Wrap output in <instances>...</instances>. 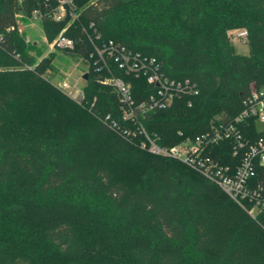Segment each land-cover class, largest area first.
<instances>
[{
    "label": "trees",
    "instance_id": "trees-1",
    "mask_svg": "<svg viewBox=\"0 0 264 264\" xmlns=\"http://www.w3.org/2000/svg\"><path fill=\"white\" fill-rule=\"evenodd\" d=\"M44 1L0 0V264H264V214L253 218L196 169L111 129L103 118L118 116L117 95L93 70L81 103L43 76L57 73L61 50L44 55L9 28ZM74 1L80 13L65 34L76 45L62 50L72 60L92 50L95 28L97 44L120 42L197 82L191 105L175 99L143 119L160 144L235 116L251 86H264V0ZM40 23L50 40L68 24ZM233 28L248 30V54L229 40ZM116 72L137 100L154 88ZM246 131L259 134L256 123Z\"/></svg>",
    "mask_w": 264,
    "mask_h": 264
},
{
    "label": "built area",
    "instance_id": "built-area-1",
    "mask_svg": "<svg viewBox=\"0 0 264 264\" xmlns=\"http://www.w3.org/2000/svg\"><path fill=\"white\" fill-rule=\"evenodd\" d=\"M78 10L74 0H45L42 6L31 11L29 16L16 14L17 24L9 29H17L23 33L20 20L41 21L47 17L55 21H67L58 35L47 41L49 52L53 50L71 51L75 49V39L66 35L69 22L78 18ZM94 23L90 24L92 28ZM228 35L241 41L248 38L246 28H233ZM97 30L87 33L92 50L88 55H81L78 64L82 73L93 70L99 83L110 86L117 95L119 102L118 116L108 113L103 121L120 136L127 140L137 141L147 151L167 156L184 162L210 179L240 204L253 218L264 214V86L252 85L249 95L243 100V107L233 117L214 118L209 126L194 135L185 137L177 143L160 144L158 136L151 134L143 124V119L151 112L170 106L175 99L187 98L191 105V97L199 93L196 81L189 77L171 78L161 69V63L154 56L133 51L120 42L112 39L97 44ZM34 69L35 65H26ZM117 69L138 77H145L154 85L153 90L141 100L133 94L132 85L116 72ZM48 69L43 76L62 92L78 102L84 98L83 86L71 85L67 78L58 81ZM252 123L257 124L256 137L247 136ZM181 134V132H180ZM222 150L224 153L218 151ZM230 154V160H225ZM224 157V159H223Z\"/></svg>",
    "mask_w": 264,
    "mask_h": 264
},
{
    "label": "rangeland",
    "instance_id": "rangeland-1",
    "mask_svg": "<svg viewBox=\"0 0 264 264\" xmlns=\"http://www.w3.org/2000/svg\"><path fill=\"white\" fill-rule=\"evenodd\" d=\"M20 26L23 28V35L26 38L27 42L35 43L37 47L40 48L44 55L49 53V46L47 41H51L48 36L45 34L44 29L40 21H30L27 18H22L20 20ZM228 35V31H227ZM229 40L234 44L235 50L240 54H248L249 46L246 42L236 39L232 36H229ZM38 48V49H39ZM43 48V49H41ZM51 52V51H50ZM40 58V57H39ZM54 62L58 68L57 77L53 78L54 81H58L63 77L67 78L71 85L76 84L78 87H82L86 80L83 75L82 66L78 64L77 60H72L68 54L64 51H57L56 57L54 58ZM259 129L264 128V123L258 124Z\"/></svg>",
    "mask_w": 264,
    "mask_h": 264
},
{
    "label": "water",
    "instance_id": "water-1",
    "mask_svg": "<svg viewBox=\"0 0 264 264\" xmlns=\"http://www.w3.org/2000/svg\"><path fill=\"white\" fill-rule=\"evenodd\" d=\"M83 77H84L85 79H87V78H88V73H84Z\"/></svg>",
    "mask_w": 264,
    "mask_h": 264
}]
</instances>
